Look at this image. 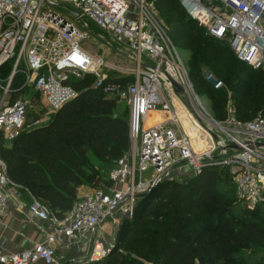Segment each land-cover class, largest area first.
Wrapping results in <instances>:
<instances>
[{"label":"built area","instance_id":"built-area-1","mask_svg":"<svg viewBox=\"0 0 264 264\" xmlns=\"http://www.w3.org/2000/svg\"><path fill=\"white\" fill-rule=\"evenodd\" d=\"M178 1L212 36L227 41L238 60L253 69L263 67L264 0H214L220 8L201 0ZM95 36L118 45L96 44ZM112 50L127 62L108 58ZM9 61L10 72L0 78L2 146L47 121L76 94L74 82L89 76L91 87L125 101L128 147L107 177L61 217L9 177L0 154V222L13 207L42 235L19 252L0 251V264H61L56 244L84 232L90 249L79 263L98 260L109 250L97 235L107 218L131 217L138 196L154 180H182L205 166L225 167L247 208L264 201V117L237 118L229 95L222 119L207 111L152 1L0 0V66ZM23 194L30 199L26 205Z\"/></svg>","mask_w":264,"mask_h":264},{"label":"trees","instance_id":"trees-1","mask_svg":"<svg viewBox=\"0 0 264 264\" xmlns=\"http://www.w3.org/2000/svg\"><path fill=\"white\" fill-rule=\"evenodd\" d=\"M148 1L167 24L175 46L190 52L187 72L195 91L211 100V115L218 120L225 116L229 95L237 118L264 117V71L238 60L227 41L203 36L205 27L188 15L178 0ZM8 63L0 66L1 78L10 72ZM204 68L213 78L203 75ZM17 76H13L16 86ZM217 80L222 82L220 87L213 85ZM74 86L76 94L47 121L25 128L7 145L0 144L9 177L56 217L72 206L79 187L87 183L88 152L101 162L113 160L115 165L128 147L127 116L113 113L117 100L91 87L89 76L76 80ZM31 116L38 117L35 113ZM91 181L96 186V179ZM229 183L235 194L227 169L220 165L205 166L182 180L159 182L138 196L133 210L136 214L149 203L161 214L159 221L147 225L148 231L143 224H132V239L126 244L134 245L136 255L149 257L151 264H264V218L257 214L258 204L252 209L241 201L227 205L232 189ZM235 211L242 217L256 216L258 221L234 217L231 222L226 217ZM205 214L208 224L197 225L195 218ZM123 239L120 237L121 242Z\"/></svg>","mask_w":264,"mask_h":264},{"label":"rangeland","instance_id":"rangeland-1","mask_svg":"<svg viewBox=\"0 0 264 264\" xmlns=\"http://www.w3.org/2000/svg\"><path fill=\"white\" fill-rule=\"evenodd\" d=\"M205 5L211 6V7H216L220 8V5L218 2L214 0H201ZM176 14H174L175 16ZM158 19L160 20L161 24L167 29L168 31V26L165 23V21L162 19V17L158 16ZM94 30L93 32L99 33V29L96 27H92ZM209 36L211 35L210 32L207 31L205 28L203 36ZM212 36V35H211ZM96 37V36H95ZM96 44L103 43L104 45H109L111 44L112 46H117L118 44L116 43H108L106 39L104 38H95L93 39ZM108 41H112L109 37L107 38ZM81 45L85 46L88 48V46L97 51V53H101V50L94 45L93 43H89L86 41H83ZM110 45V46H111ZM123 47L122 45H120ZM180 57L182 58L185 67L187 69V62L190 57V52L187 50H183L181 48H177ZM110 59H116L119 61H126L123 56L117 55L113 50L111 52V55L108 57ZM127 62V61H126ZM7 64H9L7 62ZM262 71H264V61H263V67L261 68ZM2 73V68L0 70V74ZM208 71L204 68L203 70V75L206 77L208 75ZM1 78V76H0ZM19 76H17L16 80H18ZM75 78L71 77L70 81H74ZM229 94V91H227V95ZM200 100L204 107L207 109L210 114H213L212 106H211V100H209L206 96L200 95ZM113 113L118 114L120 116H123L126 118L127 113H128V108L126 107V103L123 100H118L115 102L114 108H113ZM89 155H87V173L88 169L90 170L88 178H87V183L86 185L91 186L93 179H105L108 175V172L111 170V168L114 165V161H107L101 162L99 161L95 156H93L90 152H88ZM151 169L149 168L143 173V176H148L150 173ZM229 186L232 188V184L229 183ZM228 196H230L229 201L227 202V205L235 206L239 204V198L234 194L233 188L228 191ZM257 214H260L262 218H264V201L258 203V209H257ZM159 213L155 211V207H150L149 203H147L146 207L144 210H139L137 211L136 214H132L131 217H122V216H115L112 219H109L112 222V234L106 235L104 237L108 238V242L106 240L104 241V244L108 246L109 250L105 253L103 257L98 259L97 264H151V261L149 260V257L146 256H138L136 255L134 251V245L130 246L126 244V242L132 239V236L129 234V231L133 228L134 224L140 223L143 224V229L145 231H148L149 228L146 227L149 224H154L159 221L160 219ZM234 217H238L237 219H242V220H252V221H258V218L256 216H248V217H242L239 213V211H235L234 214L230 217H226L229 221L233 222ZM215 215L213 216L214 222H215ZM191 219V218H190ZM189 219V220H190ZM196 224L205 226V224H208V214H205L204 216H199L196 217ZM194 219V220H195ZM128 222H133V223H128ZM214 222L209 223V225L214 224ZM133 224V225H132ZM120 233L123 235L121 236ZM120 237H124L123 241L121 242ZM264 252V251H263ZM56 260H58L57 256L55 255ZM86 258V257H85Z\"/></svg>","mask_w":264,"mask_h":264},{"label":"crops","instance_id":"crops-1","mask_svg":"<svg viewBox=\"0 0 264 264\" xmlns=\"http://www.w3.org/2000/svg\"><path fill=\"white\" fill-rule=\"evenodd\" d=\"M31 93V91H27ZM93 185H82L78 189V196L91 192ZM22 202L26 205L30 199L26 194L22 195ZM112 219V218H109ZM108 218L100 226L97 235L109 243L106 235L112 234V222ZM89 234L84 232L76 240H65L57 243L55 255L58 261L63 263L79 264L88 255L90 246L88 244ZM42 239L35 223L27 219V216L16 208H10L0 222V251L19 252L31 247L33 243Z\"/></svg>","mask_w":264,"mask_h":264},{"label":"water","instance_id":"water-1","mask_svg":"<svg viewBox=\"0 0 264 264\" xmlns=\"http://www.w3.org/2000/svg\"><path fill=\"white\" fill-rule=\"evenodd\" d=\"M185 3L187 4V2L185 1ZM188 8H190L189 6H188ZM159 183V180H154L152 183H151V185H150V187H149V189L147 190V191H149V190H151L156 184H158ZM94 184L95 185H97L98 184V178L96 179V181L94 182ZM86 262H88V261H86Z\"/></svg>","mask_w":264,"mask_h":264}]
</instances>
